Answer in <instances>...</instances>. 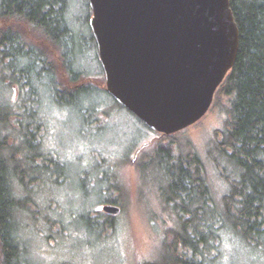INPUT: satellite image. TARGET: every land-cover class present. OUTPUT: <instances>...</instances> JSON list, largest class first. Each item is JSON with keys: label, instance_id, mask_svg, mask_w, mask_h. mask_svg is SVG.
Wrapping results in <instances>:
<instances>
[{"label": "trees", "instance_id": "trees-1", "mask_svg": "<svg viewBox=\"0 0 264 264\" xmlns=\"http://www.w3.org/2000/svg\"><path fill=\"white\" fill-rule=\"evenodd\" d=\"M230 2L240 48L233 69L215 94L213 106L223 95L227 97V119L207 154L221 180L219 195L198 153L186 155L170 145L152 151L146 164L140 166L139 159L134 164L143 175L152 176L163 202L178 218V229L171 232L173 244L158 264L214 260L225 230L245 245L264 248V0ZM69 7L67 0H0V264H36L21 238L23 219L42 213L33 195L43 176L56 177L54 184H60L56 167L60 163L43 149L46 128L40 108L44 94L51 93L58 107L77 110L92 128L102 121L100 115L91 120L92 98L101 93L110 96L105 87L89 84L87 78L92 76L77 66L78 57L86 48H96V42L91 33L92 41L85 43L71 26ZM32 30L58 51L60 66L53 64L54 51L30 37ZM60 68L68 76L65 82L56 80ZM10 91L16 94L15 103L5 101L4 94ZM103 173L102 180L107 176ZM115 177L108 179L103 190L108 194L97 203L117 205L123 211L127 193L121 197L124 190ZM81 186L89 197L90 190ZM116 191L121 195L115 196ZM93 208L81 223L90 230L98 226L105 236L113 230L115 216Z\"/></svg>", "mask_w": 264, "mask_h": 264}, {"label": "rangeland", "instance_id": "rangeland-1", "mask_svg": "<svg viewBox=\"0 0 264 264\" xmlns=\"http://www.w3.org/2000/svg\"><path fill=\"white\" fill-rule=\"evenodd\" d=\"M67 2L71 26L82 34L85 43L91 42L89 22L92 12L88 0ZM29 35L36 44L40 42L39 45L54 51L53 64L60 66L58 51L53 50L48 41L39 39L40 34L36 30H32ZM78 43L83 46L81 40ZM77 62V66L83 70L81 72L92 76L87 78L89 84L106 88L97 45L96 48L93 45L91 49L86 48ZM67 78L63 69L56 72L57 82H65ZM48 82L49 79H46L45 83ZM4 97L7 103L17 101L13 91L5 93ZM226 103L227 97L223 95L219 103L197 124L172 137H160L143 126L127 109L119 107L107 94L93 97L89 104L91 120L95 122L97 115L102 120L92 128L93 125H86L82 117L78 116L77 110L56 106L51 93H45L40 108L46 128L43 149L60 163L56 167L61 180L60 184H54L56 177H42L41 187L38 189L36 186L33 195L42 213H37L35 218L27 215L23 219L26 223L23 224L21 238L30 248L34 263L158 264L165 258L166 249L173 244L171 232L178 229V218L163 202L159 186L154 183L152 176L143 175L141 168L134 165V153L137 148L152 142L142 153L149 151L148 156L143 159L141 154L138 157L140 166L151 160L152 151L170 145L186 155L198 153L211 172L210 179L214 188L216 186L215 194L218 196L221 180L210 167L207 154L215 133L223 129L227 119ZM103 172L107 173L104 180L101 177ZM113 176H116L114 181L123 187L121 197L125 192L127 196L122 213L115 216L112 222V225L115 224L113 230H108L104 236L98 226L90 230L81 223V218L88 214L89 208L102 210L105 203L97 202L108 194H104L103 190L108 179L111 181ZM81 183L90 190L89 197H85ZM99 191L103 192L100 194ZM120 193L116 191L114 195L120 196ZM47 218L59 220L46 223L44 220ZM231 233L227 230L222 232L217 258L205 264H264V248L245 245Z\"/></svg>", "mask_w": 264, "mask_h": 264}, {"label": "water", "instance_id": "water-1", "mask_svg": "<svg viewBox=\"0 0 264 264\" xmlns=\"http://www.w3.org/2000/svg\"><path fill=\"white\" fill-rule=\"evenodd\" d=\"M88 2L106 91L118 104L163 136L207 115L240 48L230 0ZM102 211L122 209L105 204Z\"/></svg>", "mask_w": 264, "mask_h": 264}, {"label": "flooded vegetation", "instance_id": "flooded-vegetation-1", "mask_svg": "<svg viewBox=\"0 0 264 264\" xmlns=\"http://www.w3.org/2000/svg\"><path fill=\"white\" fill-rule=\"evenodd\" d=\"M159 135H160V134H159ZM160 137H164V136H163V135H160ZM160 137H159V138H160ZM147 144L150 145V144H152V142H148ZM153 144H154V143H153ZM142 146H143V145H142ZM142 146H141V147H142ZM141 147L137 148L136 152L134 153V158H133V159H134V162H137L138 159H139L138 157H139V156L145 151V150L141 151V152L138 154V156L136 157L135 154L137 153V151H138ZM135 158H136V159H135ZM121 213H122V212H121Z\"/></svg>", "mask_w": 264, "mask_h": 264}]
</instances>
